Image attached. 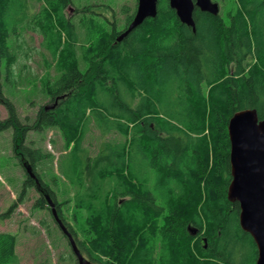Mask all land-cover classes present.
<instances>
[{
	"label": "trees",
	"instance_id": "trees-1",
	"mask_svg": "<svg viewBox=\"0 0 264 264\" xmlns=\"http://www.w3.org/2000/svg\"><path fill=\"white\" fill-rule=\"evenodd\" d=\"M214 1L230 7L217 15L196 8L194 32L169 0H159L157 15L119 41L136 6L123 4L120 18L104 2L0 0V104L8 111L0 129L13 128L27 173L0 220L36 187L35 207H49L48 193L94 264H256L257 245L240 225L239 203L228 198V122L245 108L264 118V0ZM30 31L43 34L59 75L42 78L53 105L24 123L3 85L5 78L14 84L17 60L30 57ZM92 126L102 138L97 150L86 144ZM53 128L66 150L62 177L54 178L75 189L62 202L38 171L54 155L26 142L30 131ZM69 203L76 228L64 216ZM17 242L0 232V264H21Z\"/></svg>",
	"mask_w": 264,
	"mask_h": 264
},
{
	"label": "rangeland",
	"instance_id": "rangeland-1",
	"mask_svg": "<svg viewBox=\"0 0 264 264\" xmlns=\"http://www.w3.org/2000/svg\"><path fill=\"white\" fill-rule=\"evenodd\" d=\"M110 3L118 12V16L123 18L120 7L127 4L131 7L137 6L138 0H74L73 8L82 7L86 4ZM221 13L229 9V4L219 1ZM41 2H36L39 9ZM68 14H70L67 9ZM71 11V10H70ZM27 38L30 47V57L23 56L17 60L14 66V76L12 85L3 75V92L12 99L17 107L21 120L25 123L26 118L34 119L41 106H52L49 97L42 91V81L49 71L51 78H57L59 73L55 67L49 48L44 45L43 34L30 31ZM28 49V50H29ZM5 73V71H4ZM8 117L6 107L0 104V120ZM13 128L0 129V211H6L15 201L22 190L27 178L26 168L16 156L13 144ZM109 138L122 139L119 133H112ZM101 135L97 127L92 126L87 136L86 144L90 149L97 150L101 143ZM27 143L33 146H41L54 155L52 161L38 166V171L50 184L57 196V200L62 202L69 197L73 198L74 188L61 176L59 170V159L66 151L61 131L58 128L43 131H30L26 139ZM41 196L36 187L29 189L28 196L24 202L20 203L14 210L12 216L5 220H0V232H10L17 235L18 242L16 251L21 264H79L73 254L69 241L63 236L60 228L53 218L52 210L45 206V209L35 207L37 198ZM72 202V201H71ZM72 203L63 206L66 221L76 228L72 218ZM45 221L50 225L51 234L42 224ZM81 238V235L78 234Z\"/></svg>",
	"mask_w": 264,
	"mask_h": 264
},
{
	"label": "water",
	"instance_id": "water-1",
	"mask_svg": "<svg viewBox=\"0 0 264 264\" xmlns=\"http://www.w3.org/2000/svg\"><path fill=\"white\" fill-rule=\"evenodd\" d=\"M159 0H138L136 12L128 28L121 32L118 40H123L132 30L146 19L158 13ZM182 23L196 32L195 8L212 14L220 13V4L214 0H169ZM231 144L230 169L231 182L228 198L240 206V225L254 239L258 257L256 264H264V118L260 119L257 109L247 108L236 111L228 122ZM29 170H31L29 168ZM33 176L34 173H32ZM55 220L68 237L72 251L79 264H94L81 252L75 236L60 217L52 197L45 193ZM196 235L198 229L189 226Z\"/></svg>",
	"mask_w": 264,
	"mask_h": 264
},
{
	"label": "bare ground",
	"instance_id": "bare-ground-1",
	"mask_svg": "<svg viewBox=\"0 0 264 264\" xmlns=\"http://www.w3.org/2000/svg\"><path fill=\"white\" fill-rule=\"evenodd\" d=\"M124 30V29H123ZM245 109H247V108H245ZM241 110H244V109H241Z\"/></svg>",
	"mask_w": 264,
	"mask_h": 264
},
{
	"label": "flooded vegetation",
	"instance_id": "flooded-vegetation-1",
	"mask_svg": "<svg viewBox=\"0 0 264 264\" xmlns=\"http://www.w3.org/2000/svg\"><path fill=\"white\" fill-rule=\"evenodd\" d=\"M196 8H197V7H196ZM196 8H195V9H196ZM44 194H45V193H44ZM44 196H45V195H44Z\"/></svg>",
	"mask_w": 264,
	"mask_h": 264
}]
</instances>
